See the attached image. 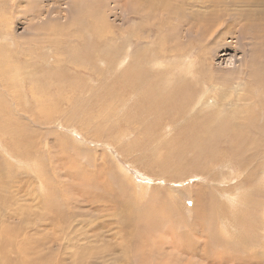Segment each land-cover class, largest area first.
Returning <instances> with one entry per match:
<instances>
[{
	"label": "rangeland",
	"instance_id": "obj_1",
	"mask_svg": "<svg viewBox=\"0 0 264 264\" xmlns=\"http://www.w3.org/2000/svg\"><path fill=\"white\" fill-rule=\"evenodd\" d=\"M127 1L0 0L10 264H264V0Z\"/></svg>",
	"mask_w": 264,
	"mask_h": 264
},
{
	"label": "bare ground",
	"instance_id": "obj_2",
	"mask_svg": "<svg viewBox=\"0 0 264 264\" xmlns=\"http://www.w3.org/2000/svg\"><path fill=\"white\" fill-rule=\"evenodd\" d=\"M72 1V0H71ZM154 1H158V2H160V4L158 5V8H155V6L153 7V2ZM127 2H131L132 4H134L135 6H137V8L139 7V5H140V3H142L143 4V6L147 9V11L148 10H155V9H162V10H165V11H168V12H170V11H173L174 13L176 12V13H178L179 14V10H178V8H175V6H174V8H170L171 7V5L168 7V2H170L169 0H128ZM254 3H255V1H254ZM196 4V3H195ZM203 4V3H202ZM178 6H179V4H177ZM176 5V6H177ZM135 6H134V8H135ZM177 6V7H178ZM180 7V6H179ZM134 8H132V9H134ZM136 9V8H135ZM134 9V10H135ZM159 12V11H158ZM61 13V12H60ZM136 13V12H135ZM180 16V15H179ZM2 60V59H1ZM188 62V63H187ZM122 63V62H121ZM186 63L187 64H189V61L188 60H186ZM191 67V66H190ZM188 69V68H187ZM186 69V70H187ZM188 72V71H187ZM131 74H133L134 72L133 71H131L130 72ZM1 75V74H0ZM6 78V77H5ZM8 79V78H7ZM1 81V80H0ZM9 81V80H8ZM18 84V83H17ZM12 86V85H11ZM222 105V104H221ZM37 107V106H36ZM0 108H2V107H0ZM41 108V107H40ZM236 110V109H235ZM223 112V111H222ZM42 113V112H41ZM230 115V114H229ZM235 115L236 114H234V116H232V117H235ZM188 118V117H187ZM218 118V117H217ZM228 118V117H227ZM239 118V117H238ZM237 118V119H238ZM222 119V118H221ZM229 119V118H228ZM225 120H226V118H225ZM234 120H236V119H234ZM233 120V121H234ZM239 120V119H238ZM246 120V119H245ZM222 121H224V118L222 119ZM232 121V120H231ZM227 122V121H226ZM235 122V121H234ZM242 122V121H241ZM240 122V123H241ZM243 122H246V121H243ZM264 123V122H263ZM227 124V123H226ZM225 124V125H226ZM231 124V123H230ZM233 124V123H232ZM241 125H242V123H241ZM259 125H260V123H259ZM230 126V125H229ZM240 126V125H239ZM5 131V130H4ZM7 131H9V130H7ZM10 133V132H9ZM19 133V132H18ZM165 137V136H164ZM202 144V143H201ZM199 145V146H203V144L202 145ZM157 146V145H156ZM243 147V146H242ZM239 148V147H238ZM245 148V147H244ZM152 149V148H151ZM201 149V148H200ZM203 149V148H202ZM241 149V148H240ZM143 150V149H142ZM250 150H252V149H250ZM253 151V150H252ZM241 152V151H240ZM249 152V151H248ZM145 153V152H144ZM149 154V153H148ZM168 163V162H167ZM38 166V165H37ZM195 166V165H194ZM221 168H225V167H221ZM36 169V168H35ZM36 171V170H35ZM33 172V171H32ZM228 173V175L231 177L232 175H230V174H232V173H229V172H227ZM226 179V178H225ZM261 179L262 180H264V170L262 171V177H261ZM88 186H89V184H87ZM91 185V184H90ZM93 186V185H92ZM108 192V191H107ZM228 195L229 196V194L228 193H225V195ZM81 195V194H80ZM227 197V196H226ZM98 198V196H94L93 197V200H96ZM231 200L232 201H235V197L234 198H232V196H231ZM110 202V201H109ZM232 204V203H231ZM6 207V206H5ZM122 208V207H121ZM120 208V209H121ZM9 210V209H8ZM7 210V211H8ZM2 211V210H1ZM4 211H5V209H4ZM4 211H3V213H4ZM6 211V212H7ZM219 212V211H218ZM2 213V212H1ZM230 213V212H229ZM55 214V213H54ZM223 214V213H222ZM126 217V216H125ZM130 219V218H129ZM129 219H127V220H129ZM224 219V218H223ZM228 221V220H227ZM1 222V221H0ZM228 223V222H227ZM226 223V224H227ZM2 224V223H1ZM2 226V225H1ZM0 226V227H1ZM3 228V227H2ZM227 228H228V226H227ZM229 229V228H228ZM7 234V235H6ZM9 235V233H6L5 231H3V230H1V232H0V264H10V260H8V257L10 256L9 255V252H16L15 250H13L14 249V245L10 242V240H9V238H7V239H5V237H7ZM10 236V235H9ZM16 237V236H15ZM22 239V238H21ZM16 240V239H15ZM27 241V240H26ZM17 244V243H16ZM18 244H20V242H18ZM42 245V244H41ZM17 248V247H16ZM22 248H24V247H22ZM179 251V250H178ZM18 253H20L23 257L21 258V261L22 262H20L19 264H63L62 263V261L61 260H56L55 262H54V260L51 258V257H53V256H49V255H47V256H40V252H38V247H34V249L33 250H31V249H28L27 248V251H25V248L22 250H20V252H18ZM17 254V253H16ZM29 255V256H28ZM25 256H27L26 258H24ZM92 258V257H91ZM141 258V262H142V264H145L147 261H146V257H140ZM223 262L222 260H219V262ZM154 263V262H153ZM259 264V263H258Z\"/></svg>",
	"mask_w": 264,
	"mask_h": 264
}]
</instances>
